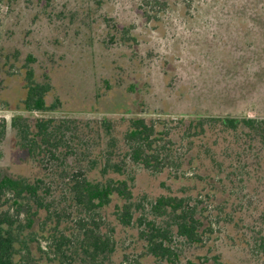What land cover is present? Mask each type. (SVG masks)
<instances>
[{
  "label": "rangeland",
  "instance_id": "rangeland-1",
  "mask_svg": "<svg viewBox=\"0 0 264 264\" xmlns=\"http://www.w3.org/2000/svg\"><path fill=\"white\" fill-rule=\"evenodd\" d=\"M160 1L167 3L166 10L150 18L140 8L141 0H0V62L11 65L0 68V122H5L0 138L2 173L33 179L45 171L18 145L10 125L14 115L29 121H74L69 123L85 136L78 145L81 154L75 155L80 161L77 170L96 179L104 174L98 160H90L103 155L112 139H121L134 115L264 117V0ZM107 19L114 28L130 27L136 41H119L121 35L108 28ZM112 32L115 41L107 39ZM28 54L34 57L36 75L48 76L50 95L59 98L54 110L17 107L24 94L17 64ZM171 148L175 151L170 168L151 172L131 166L125 171L133 191L129 226L115 219L116 199L93 214L113 240L111 264H171L143 258L144 241L138 238L139 219L153 217L149 201L160 194L196 202L203 209V227L214 215L209 194L213 186L201 179L210 169L208 158L203 154L196 158L198 147L178 138ZM69 218L53 216L66 233L75 223ZM175 245L182 260L175 264L208 250L179 238ZM48 259L53 260L51 253Z\"/></svg>",
  "mask_w": 264,
  "mask_h": 264
},
{
  "label": "trees",
  "instance_id": "trees-1",
  "mask_svg": "<svg viewBox=\"0 0 264 264\" xmlns=\"http://www.w3.org/2000/svg\"><path fill=\"white\" fill-rule=\"evenodd\" d=\"M141 1L140 8L147 17H158L156 14L166 10L167 3L160 0ZM110 21L107 19L108 28L116 29L121 35L119 41L135 40L130 27L114 28ZM116 33H109L107 39L115 41ZM33 62L34 57L28 54L17 64L24 91L17 107L54 110L59 98L50 95L53 86L48 76L39 78ZM9 64L1 61L0 68H11ZM50 98L57 102L52 103ZM55 122L50 118L29 121L21 115L11 118L18 145L45 171L33 179L0 171V264H111L113 240L100 229L93 214L116 199L115 219L129 226L133 191L125 171L131 166L151 172L170 168L175 151L171 145L177 138L198 147L196 158L200 154L208 158L210 169L201 179L213 186L209 194L215 213L203 227V209L196 202L171 194L156 196L149 201L153 217L139 219L142 228L138 238L144 241L141 256L181 263L175 245L179 238L194 247H208L205 253L185 257L183 264H264V117L147 119L134 115L121 139H112L103 148V155L89 159L98 160L104 174L100 179L77 170L80 161L75 155L81 154L78 145L85 137L79 127L69 123L74 121ZM4 130L2 120L0 138ZM55 214L70 215V221L75 222L68 233L60 227V221L53 219ZM50 253L53 260L47 261Z\"/></svg>",
  "mask_w": 264,
  "mask_h": 264
}]
</instances>
